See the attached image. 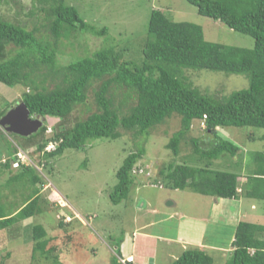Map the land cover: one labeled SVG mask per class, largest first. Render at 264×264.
I'll return each mask as SVG.
<instances>
[{
	"label": "trees",
	"instance_id": "trees-1",
	"mask_svg": "<svg viewBox=\"0 0 264 264\" xmlns=\"http://www.w3.org/2000/svg\"><path fill=\"white\" fill-rule=\"evenodd\" d=\"M4 1L0 0V5ZM37 1L40 9L53 17L50 24L53 41L39 38L37 28L0 19V83L25 86L22 100L32 116L44 119L36 133L27 137L15 134L26 146L36 145L46 161L62 155L66 149L83 148L89 140L116 139L123 131L141 135L142 140L136 142L137 150L125 159L118 171V184L110 193L112 201L118 204L135 183L134 168L146 153L144 142L150 129L178 114L182 127L167 146L175 156L179 155L180 143L194 120L204 121L208 142L203 147V138L191 139L194 145L191 160L202 164L170 163L160 169L166 184L173 189L188 188L224 199L246 196L264 200V152H254L255 169L247 177L238 171L212 167L223 156L240 153V146L221 136L219 127L264 128V0H187L200 14L252 36L253 48L210 42L201 25L174 21L163 10L153 9L142 63L124 60L123 52L112 45L61 63L58 58L61 37H69L76 31L104 36L108 29L87 22L66 0ZM186 69L243 74L249 79V86L222 97L204 93L190 83L184 74ZM56 76L61 80L52 88L47 86L48 80L52 77L55 81ZM94 81H101L95 94L99 111L85 119L75 117V108L86 104ZM114 86L127 88L125 98L118 105L111 91ZM130 99H135V104L128 106ZM5 114L6 110L0 111V117ZM48 118L56 122L51 124ZM50 144L55 147L48 150ZM8 152L10 157L0 163V177L20 159L13 144ZM20 165L21 171L8 179L7 186L19 180L32 184L41 181L33 167L24 162ZM38 202L37 191L21 208L7 212L0 195V231L38 213ZM29 228L31 234L26 236L27 241H34L33 254L39 251L53 260L57 247L51 245L46 229L41 224ZM232 247L226 264H264V224L239 222ZM8 256L9 253L0 264ZM119 257L122 256H115L111 264H124ZM171 264H215V261L201 248H190Z\"/></svg>",
	"mask_w": 264,
	"mask_h": 264
},
{
	"label": "rangeland",
	"instance_id": "rangeland-1",
	"mask_svg": "<svg viewBox=\"0 0 264 264\" xmlns=\"http://www.w3.org/2000/svg\"><path fill=\"white\" fill-rule=\"evenodd\" d=\"M66 2L75 6L87 22L99 29L107 27L108 33L97 36L76 31L69 37H61L58 53L61 63L92 55L95 51L111 45L123 52L124 60L142 63L143 46L153 9L163 10L174 21L201 25L206 40L210 42L247 48L255 46L252 36L231 29L221 20L200 14L196 6L187 0ZM40 7L37 0H5L0 5V19L25 25L29 29L37 28L36 34L39 38L53 41L50 30L53 17L48 16ZM11 47L9 46V49ZM184 74L194 87L219 97L249 86V79L243 74H227L208 69H186ZM56 77L55 81L51 77L46 85L54 87L55 82L61 80L59 76ZM100 84L101 81L92 83L88 90L87 102L75 108V117L85 119L91 113L99 111L95 94ZM25 90L26 87L22 84L12 87L0 83V111L7 112L20 103ZM111 91L118 105L125 98L127 88L114 86ZM133 104L135 99H130L128 106ZM47 121L52 124L56 119L48 118ZM181 127V116L174 114L162 124L150 129V134L144 142L146 153L134 168L135 183L126 197L116 204L112 201L110 193L118 184V171L125 159L137 150L136 142L142 140L141 135L123 131L122 136L116 139L89 140L83 148L66 149L62 155L45 161L36 145L26 146L21 137L8 133L0 126V163L2 159L10 157L8 151L13 144L17 155L22 157L25 164L33 167L41 178L40 182L34 184L19 180L7 186L8 179L21 171V165H13L12 170H5L0 177V195L7 212L21 208L37 191L40 209L34 216L0 231V262L9 253L4 259V264H111L115 256L127 257L135 250L134 239L137 242V255H144V233L135 238V235L142 231L156 235L155 241H149L152 246L158 245L159 259L156 264H171V254H180L181 245L176 242L168 243L167 239L165 241L161 237H175L181 218L193 216L203 220L210 218L206 240L214 243L218 241L226 246L222 251H204L214 258L215 264H225L232 252L230 237L232 232L235 235L237 226L231 228L221 220L222 216L219 217L218 210L211 209L210 204L214 201V196L200 194L188 188H170L159 172L170 163L202 164L191 160L194 152L191 139L203 138L202 146H207L208 134L204 121H193L190 131L180 143L179 155L175 156L167 146ZM218 132L238 144L240 153L234 157L223 156L214 161L212 167L238 171L245 177L250 175L255 169L254 152H264V128L219 127ZM246 200L247 207H244L246 210L243 209L248 215L246 220L264 224V200L249 197ZM257 200L262 203L257 210L259 216L256 210L250 209L251 203ZM228 207L237 214L239 208L235 203ZM195 222L187 220L188 225ZM34 224L43 225L47 236L52 239L51 245L57 247L53 260L46 258L44 253L39 251L33 254L34 241H27L26 234L31 232L29 227ZM187 226L183 225V237L198 238L202 233L203 229L198 226H194L192 231H189ZM214 231H217L218 236L211 238ZM190 248L198 247L192 245Z\"/></svg>",
	"mask_w": 264,
	"mask_h": 264
},
{
	"label": "crops",
	"instance_id": "crops-1",
	"mask_svg": "<svg viewBox=\"0 0 264 264\" xmlns=\"http://www.w3.org/2000/svg\"><path fill=\"white\" fill-rule=\"evenodd\" d=\"M246 180L245 178L243 179V181ZM242 181V182H243ZM246 196H240L239 198H233V199H224V198H218V197H213L214 201L210 204L211 206V209L212 210H218L219 212V217L220 215L222 216L221 217V220L222 221H225L226 224L228 226H230L231 228H235V226L238 225V223L240 221H248L246 220L247 218V214L245 213L246 211H243L246 210L244 207L246 206L245 204L246 203ZM234 203L237 205V207L239 208L238 209V212L237 214L235 213V211H231L230 208L228 206H231V205H234ZM259 205H262L261 202H259L258 200L257 201H254L251 203V210H258V207ZM247 207V206H246ZM184 216V215H182ZM257 216H259V212L257 211ZM193 218H197V217H190V216H187V217H182L181 218V221L179 222V225H178V229H177V234L175 237H164L162 236L161 238H164V240L168 241V243H172V242H176V243H179L181 245V251H180V254L179 253H176V252H173V254L169 253V255L171 254L172 256V262L173 263L175 260H177L179 258V256L187 249H190V246L192 245H196L198 248H201L202 250H208V249H213V250H217V251H222V250H225V246L226 245H222L221 243L219 244L218 241L217 242H213L211 240L207 241L206 240V234L208 233V230H209V219L206 218V220H203V218H197L196 220L193 219ZM187 220H190V221H196L194 224H187ZM251 222V221H250ZM153 224V222L151 223V225ZM183 225L184 226H187L189 228V231H192V228L194 226H198V228L200 227V229H203L202 230V233L200 234V236H198V238H191V237H183L181 232H182V229H183ZM231 231V229H230ZM136 233V232H135ZM141 233H144V239L146 240L145 241V247L143 248V253L144 255L141 257V256H138L137 255V242L136 240L134 239V247H135V250L132 251L131 253L128 254V256H133L134 257V262H136V264H156V262H158L157 260L159 259V250H158V245L157 244H154L153 246L150 244V242H153L155 241L157 238H156V235H151L150 233L148 232H142V231H139L136 235H135V238L137 237V235L139 236ZM215 233V234H214ZM215 235L218 236L217 234V231H214L213 234H211V238H215ZM141 236V235H140ZM160 238V237H159ZM158 238V239H159ZM235 239V235L234 233L232 232V235L230 237V243L232 245L233 241ZM150 241V242H149ZM233 250V247L231 248V251ZM127 256V257H128ZM170 264V263H168ZM225 264H226V261H225Z\"/></svg>",
	"mask_w": 264,
	"mask_h": 264
},
{
	"label": "water",
	"instance_id": "water-1",
	"mask_svg": "<svg viewBox=\"0 0 264 264\" xmlns=\"http://www.w3.org/2000/svg\"><path fill=\"white\" fill-rule=\"evenodd\" d=\"M43 124L44 119L33 117L30 109L23 100L0 118V126L8 133L25 137L36 133Z\"/></svg>",
	"mask_w": 264,
	"mask_h": 264
},
{
	"label": "built area",
	"instance_id": "built-area-1",
	"mask_svg": "<svg viewBox=\"0 0 264 264\" xmlns=\"http://www.w3.org/2000/svg\"><path fill=\"white\" fill-rule=\"evenodd\" d=\"M54 144H50L47 149H52ZM18 157L20 158L19 160H17L16 162H14V166H19L21 162H24L22 157L20 155H18ZM21 160V161H20ZM120 260L124 263V264H135L134 263V257L133 256H128V257H121Z\"/></svg>",
	"mask_w": 264,
	"mask_h": 264
},
{
	"label": "clouds",
	"instance_id": "clouds-1",
	"mask_svg": "<svg viewBox=\"0 0 264 264\" xmlns=\"http://www.w3.org/2000/svg\"><path fill=\"white\" fill-rule=\"evenodd\" d=\"M33 117H34V116H33ZM16 161H17V160H16ZM16 161H15V162H16ZM13 165H14V163H13ZM14 167H19V166H14ZM134 172H136V170H135V169H134ZM134 263H135V262H134Z\"/></svg>",
	"mask_w": 264,
	"mask_h": 264
}]
</instances>
